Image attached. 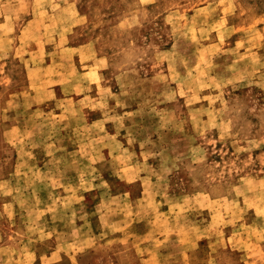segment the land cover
<instances>
[{"label":"rangeland","instance_id":"374dc122","mask_svg":"<svg viewBox=\"0 0 264 264\" xmlns=\"http://www.w3.org/2000/svg\"><path fill=\"white\" fill-rule=\"evenodd\" d=\"M0 264H264V0H0Z\"/></svg>","mask_w":264,"mask_h":264}]
</instances>
